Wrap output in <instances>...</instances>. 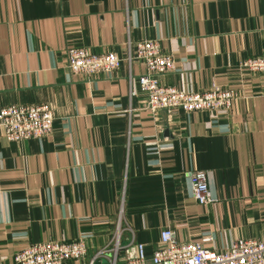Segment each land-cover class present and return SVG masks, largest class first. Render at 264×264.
Segmentation results:
<instances>
[{
  "label": "crops",
  "instance_id": "1",
  "mask_svg": "<svg viewBox=\"0 0 264 264\" xmlns=\"http://www.w3.org/2000/svg\"><path fill=\"white\" fill-rule=\"evenodd\" d=\"M159 41L175 60L166 85L239 95L227 112L151 113L136 86L145 71L126 61L110 73L72 74L67 50L126 55ZM264 0H0V108L47 105L52 132L8 142L0 127V264L28 244L84 239L81 260L111 248L117 264L179 243L217 251L264 242ZM129 76L133 79L132 85ZM200 169L214 201L202 205L187 175ZM106 255L92 264H106Z\"/></svg>",
  "mask_w": 264,
  "mask_h": 264
},
{
  "label": "built area",
  "instance_id": "2",
  "mask_svg": "<svg viewBox=\"0 0 264 264\" xmlns=\"http://www.w3.org/2000/svg\"><path fill=\"white\" fill-rule=\"evenodd\" d=\"M126 61H140L145 71L136 78V86L146 95L145 109L151 113L164 110L167 113L181 111L227 112L238 93L233 89L213 85L202 91H186L176 86L166 85L162 76L175 69V60L164 53L159 41L144 39L134 44L128 42L126 55L119 56L113 51L93 52L84 47L67 50V68L72 74L98 75L117 70ZM241 67L251 72H264V55L255 56ZM132 85L133 79L129 76ZM54 113L47 105L10 104L0 108V127L2 136L8 142L39 139L53 130ZM190 192L196 202L202 205L214 201L204 170L195 169L187 175ZM162 246L148 258L142 244H136V255L124 264H264V242L236 239L222 251L203 244L209 241L206 236L202 242L179 243L174 230L163 228L159 234ZM118 234L111 248L98 250L92 262L105 256L106 264H117ZM86 252L84 239L47 240L28 244L13 254L14 264H68L69 260H81Z\"/></svg>",
  "mask_w": 264,
  "mask_h": 264
}]
</instances>
